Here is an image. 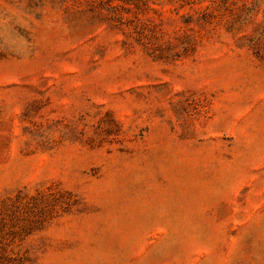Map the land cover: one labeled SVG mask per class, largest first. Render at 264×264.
<instances>
[{
	"label": "rangeland",
	"instance_id": "obj_1",
	"mask_svg": "<svg viewBox=\"0 0 264 264\" xmlns=\"http://www.w3.org/2000/svg\"><path fill=\"white\" fill-rule=\"evenodd\" d=\"M0 264H264V0H0Z\"/></svg>",
	"mask_w": 264,
	"mask_h": 264
}]
</instances>
